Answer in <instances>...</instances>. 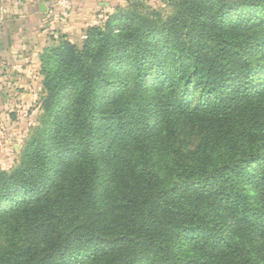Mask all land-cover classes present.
Returning a JSON list of instances; mask_svg holds the SVG:
<instances>
[{
	"label": "trees",
	"instance_id": "16d2710c",
	"mask_svg": "<svg viewBox=\"0 0 264 264\" xmlns=\"http://www.w3.org/2000/svg\"><path fill=\"white\" fill-rule=\"evenodd\" d=\"M166 2L40 53L0 264H264V0Z\"/></svg>",
	"mask_w": 264,
	"mask_h": 264
},
{
	"label": "crops",
	"instance_id": "0c3cea01",
	"mask_svg": "<svg viewBox=\"0 0 264 264\" xmlns=\"http://www.w3.org/2000/svg\"><path fill=\"white\" fill-rule=\"evenodd\" d=\"M122 3L83 0L64 12L58 2L53 7V0H0V115L8 111V103L34 95L30 88L42 85L40 53L48 36L66 29L78 16Z\"/></svg>",
	"mask_w": 264,
	"mask_h": 264
},
{
	"label": "rangeland",
	"instance_id": "374dc122",
	"mask_svg": "<svg viewBox=\"0 0 264 264\" xmlns=\"http://www.w3.org/2000/svg\"><path fill=\"white\" fill-rule=\"evenodd\" d=\"M132 0H123L121 6H127ZM147 4L152 7H166V0H146ZM64 12L69 10L61 9ZM115 11V7L109 10L93 12L78 16L66 29H61L55 35L48 36L45 39L44 48L58 44L61 39H67L82 49L87 37L89 27L103 23L110 14ZM41 73V65H40ZM42 78L43 74L41 73ZM24 87L23 90H27ZM34 94L28 97L25 95L20 101L8 103V111L0 115V170H11L21 160L22 152L26 142L31 137L34 129L40 125V117L43 113V99L46 95L42 85L35 90L30 88Z\"/></svg>",
	"mask_w": 264,
	"mask_h": 264
},
{
	"label": "built area",
	"instance_id": "2783aa9c",
	"mask_svg": "<svg viewBox=\"0 0 264 264\" xmlns=\"http://www.w3.org/2000/svg\"><path fill=\"white\" fill-rule=\"evenodd\" d=\"M58 5L63 9L70 10L72 8L71 0H58Z\"/></svg>",
	"mask_w": 264,
	"mask_h": 264
}]
</instances>
